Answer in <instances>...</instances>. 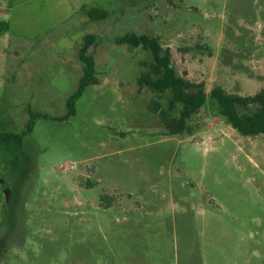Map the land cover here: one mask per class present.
<instances>
[{
    "label": "rangeland",
    "instance_id": "obj_1",
    "mask_svg": "<svg viewBox=\"0 0 264 264\" xmlns=\"http://www.w3.org/2000/svg\"><path fill=\"white\" fill-rule=\"evenodd\" d=\"M83 7L109 13L93 21ZM0 264H264V136L234 130L208 96L171 136L141 88L159 40L177 75L248 97L264 88V0H0ZM87 35L99 84L66 121ZM181 107L174 112L179 116ZM105 197V199H104Z\"/></svg>",
    "mask_w": 264,
    "mask_h": 264
},
{
    "label": "trees",
    "instance_id": "obj_2",
    "mask_svg": "<svg viewBox=\"0 0 264 264\" xmlns=\"http://www.w3.org/2000/svg\"><path fill=\"white\" fill-rule=\"evenodd\" d=\"M82 11L93 21H103L109 17L107 11L98 8L83 7ZM9 29L8 23L0 20V35L7 33ZM114 41L117 45H128L151 51L154 62L149 66V71L141 75L138 85L141 88H149L158 94L168 92L172 94L166 110L159 101L155 100L151 101L148 106L151 113L159 115L163 127L169 135L189 133L191 131L189 121L205 106L209 96L218 105L221 115L239 134L245 137L264 136V88L259 93L248 97L229 95L221 88L213 89L208 95L203 84L193 83L177 75L172 66L169 51L163 53L157 38L145 34L128 33ZM97 42L96 35L85 37L84 45L79 52V59L84 64V73L77 90L67 101V115L58 118L59 121H66L74 116L76 104L86 89L91 85L99 84L95 59L89 54L90 48L97 45ZM178 107H181L179 116H174ZM29 114L30 120L27 129L19 134H2L0 136L1 147L8 151L13 146L21 149L25 138L34 130L36 118L52 119L48 115L34 114L32 111H29Z\"/></svg>",
    "mask_w": 264,
    "mask_h": 264
},
{
    "label": "crops",
    "instance_id": "obj_3",
    "mask_svg": "<svg viewBox=\"0 0 264 264\" xmlns=\"http://www.w3.org/2000/svg\"><path fill=\"white\" fill-rule=\"evenodd\" d=\"M87 8V7H86ZM85 15V14H84Z\"/></svg>",
    "mask_w": 264,
    "mask_h": 264
}]
</instances>
